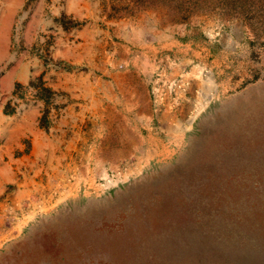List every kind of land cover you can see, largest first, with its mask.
I'll return each mask as SVG.
<instances>
[{
	"label": "rangeland",
	"instance_id": "rangeland-1",
	"mask_svg": "<svg viewBox=\"0 0 264 264\" xmlns=\"http://www.w3.org/2000/svg\"><path fill=\"white\" fill-rule=\"evenodd\" d=\"M124 67L178 119L108 155ZM0 264H264V0H0Z\"/></svg>",
	"mask_w": 264,
	"mask_h": 264
},
{
	"label": "crops",
	"instance_id": "crops-1",
	"mask_svg": "<svg viewBox=\"0 0 264 264\" xmlns=\"http://www.w3.org/2000/svg\"><path fill=\"white\" fill-rule=\"evenodd\" d=\"M167 40L168 38L161 34L157 46L153 45L152 41L149 43H147L148 40L144 41L145 47L141 50L142 63L145 65L148 62V58L157 47L166 48L169 44ZM145 70V67H124L115 71L105 70L111 76L107 82H111L110 85H113L111 88L116 84L117 90L111 89L114 91L109 92L108 89H103L101 93V89H93V106L99 107L98 114L103 125V129L100 131L103 144L99 145L102 146L101 148L98 147L103 149V153L127 156L143 149H149L143 147L145 139L159 142V138H156L151 131L150 124L153 123V120L155 121L157 118L164 124H175L178 119L177 113L167 111V108L161 112L153 111L148 86L150 75ZM118 76H125V78H118ZM119 81L124 82V86L119 85ZM104 87H107V84ZM117 106L124 109L125 114L115 111ZM186 108L188 110V105ZM118 150L123 152L117 154Z\"/></svg>",
	"mask_w": 264,
	"mask_h": 264
},
{
	"label": "built area",
	"instance_id": "built-area-1",
	"mask_svg": "<svg viewBox=\"0 0 264 264\" xmlns=\"http://www.w3.org/2000/svg\"><path fill=\"white\" fill-rule=\"evenodd\" d=\"M155 87V86H152V88ZM157 87V86H156ZM155 90V89H154Z\"/></svg>",
	"mask_w": 264,
	"mask_h": 264
}]
</instances>
